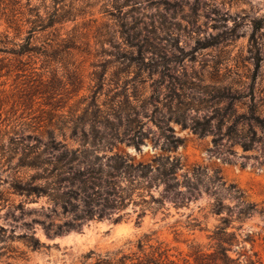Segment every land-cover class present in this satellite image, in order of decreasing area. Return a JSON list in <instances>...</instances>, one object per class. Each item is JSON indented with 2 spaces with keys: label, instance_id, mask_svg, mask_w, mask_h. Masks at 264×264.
I'll use <instances>...</instances> for the list:
<instances>
[{
  "label": "rangeland",
  "instance_id": "1",
  "mask_svg": "<svg viewBox=\"0 0 264 264\" xmlns=\"http://www.w3.org/2000/svg\"><path fill=\"white\" fill-rule=\"evenodd\" d=\"M53 6L70 17L56 26L59 34L78 35L82 48L69 61L45 66L33 58L35 73L5 76L4 69L0 77V264H90L148 240L184 259L192 246L209 245L220 219L211 213L215 197L235 216L254 207L233 224L240 245L231 255L246 264L257 253L256 264H264V0H0V32L20 19L24 38L32 13ZM253 115L263 125L249 120ZM52 116L110 143L112 150L95 155L175 166L176 203L173 195L157 210L130 202L112 219L55 235L70 217L30 192L41 172L27 166L31 128ZM71 133L58 140L75 148L80 142ZM162 189L151 193L158 197ZM32 232L47 248L24 244Z\"/></svg>",
  "mask_w": 264,
  "mask_h": 264
},
{
  "label": "trees",
  "instance_id": "2",
  "mask_svg": "<svg viewBox=\"0 0 264 264\" xmlns=\"http://www.w3.org/2000/svg\"><path fill=\"white\" fill-rule=\"evenodd\" d=\"M31 17L32 19L26 20L31 27L24 38L20 19H11L8 30L0 32V56H3L0 60V77L4 76L1 75L4 69L5 76L28 70L35 73L36 68L30 65L35 64L33 58L40 59L45 66L69 61L73 52L82 48L78 35L71 32L65 36L59 34L56 26L70 21V17L62 10L53 6L45 11L44 15L40 11H34ZM9 30L14 32V36L10 35ZM47 31V36L34 39L36 33ZM41 86L45 89L43 93H50L46 84L41 83ZM249 120L263 125L262 119L254 115ZM31 130L32 133L27 138L34 140L35 144L29 150L33 158L27 166L41 173L35 177L40 184L34 186L30 192L49 197L61 208L63 215L70 217L56 227L53 232L55 235L72 230L79 231L87 221L112 219L113 210L120 212L130 202L143 204L145 207L154 205L156 207L151 209L157 210L164 207L165 198L173 195V202L176 203L179 185L175 177L176 167L168 165L163 159L153 160L152 162L157 164L153 167L151 163H134L128 154L114 153L109 157L95 155L100 149L112 150L110 143L96 135L89 139L83 125L75 124L72 129L69 128L66 118L55 120L52 116L42 126ZM66 130L72 131L70 139L80 142L77 147H71L66 141L58 140V134ZM160 186H163L162 192L155 197L151 189H159ZM146 196L150 198L146 199ZM145 210L147 209L139 213L136 226L141 225ZM234 210V207L215 197L211 213L220 217L219 224L208 236L209 245L192 246L187 258L174 260L167 250H163L161 246L149 245L148 240L145 244L139 241L135 252L114 258H98L90 264H245L241 259L242 255L237 258L231 255L233 248L240 245L237 234L240 228L234 227L233 224L250 217L255 209L246 205L239 209L236 216ZM122 220V215H119L113 222L120 223ZM23 240L33 251L47 248L36 237L35 232L24 235ZM21 255L12 258H23ZM254 257L259 256L257 253L246 256V264H256Z\"/></svg>",
  "mask_w": 264,
  "mask_h": 264
}]
</instances>
